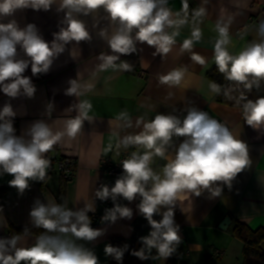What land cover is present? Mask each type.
Returning <instances> with one entry per match:
<instances>
[{
  "label": "clouds",
  "instance_id": "1",
  "mask_svg": "<svg viewBox=\"0 0 264 264\" xmlns=\"http://www.w3.org/2000/svg\"><path fill=\"white\" fill-rule=\"evenodd\" d=\"M53 6L57 13H63V17L51 42L43 38L35 24L21 27L15 19L0 22V92L5 96H34L36 87L32 78L24 75L29 67L32 76L46 74L54 60L66 50L75 60L73 48L79 47L82 41H92L85 18L93 19L92 27L99 28L97 35L110 50V54L100 52L97 55L101 62L99 70L112 68L128 72L134 65L122 60L121 56L136 53L137 43H146L155 48L153 56L163 58L175 44L179 29L188 23V0H182L181 12L176 13L168 7V0H0V20L11 17L18 9L49 11ZM100 11L107 21L105 27H100L96 19ZM205 14L204 7L194 9L193 20L198 21ZM170 28L175 30L170 33L167 31ZM215 31L218 38L213 59L218 71L226 80L243 85L249 91L253 86L259 88L264 81V20L257 26L259 42L250 43L236 55L228 50L231 42L228 23L217 20ZM201 36L198 24L193 26L191 39L183 41L182 50L190 51L191 60L204 65L205 58L192 51L194 41H199ZM184 75L185 69H173L159 75L158 79L160 84L172 87L180 85ZM77 78L68 82L66 95H82ZM209 88L213 93H221V85L215 81ZM230 91L225 89L223 94L233 99ZM240 100L246 101L242 104L244 122L264 132V96L253 101L241 93L237 103ZM91 107L89 102L83 101L66 109L77 115L66 119L62 129H54L47 119H40L17 135L10 119L16 113L10 103H5L0 109V176L11 175L9 186L20 194L29 188L30 182L43 181L50 166L45 154L65 136L75 138L84 121L91 122L88 115ZM52 111L53 105L49 103L45 115L50 116ZM184 111L183 118L172 113H158L150 121L139 117L133 122L126 110L116 117L122 122V128L140 129L123 136L117 147L136 146L138 150L121 161L123 172L114 185H100L94 197L113 202V207L105 209L101 217V223L107 225L133 217V209L118 203L120 198L130 203L140 198L136 209L151 228L148 235L139 238L142 247L131 253L140 260L155 258L153 249L158 257L168 259L182 242L180 225L174 219L179 194L189 192L198 197L207 191L210 197H219L223 186L231 189L233 180L251 163L248 145L237 139L227 126L195 106ZM180 137L184 139L177 146L176 138ZM169 150H172L171 158L159 171L154 170L151 167L153 158L165 157ZM95 210L94 200L84 202V206L76 210L54 200L46 203L35 200L29 213L31 222L33 227L44 231L35 236L31 246H26L30 234L27 228L11 237H0V264H99L95 252L85 246L106 234V228L91 226L88 213ZM154 216L161 219L156 220ZM127 250L128 245L107 244L104 248L105 255L117 264H122Z\"/></svg>",
  "mask_w": 264,
  "mask_h": 264
},
{
  "label": "crops",
  "instance_id": "2",
  "mask_svg": "<svg viewBox=\"0 0 264 264\" xmlns=\"http://www.w3.org/2000/svg\"><path fill=\"white\" fill-rule=\"evenodd\" d=\"M188 3V23L179 29L175 44L163 58L160 55L153 56L154 47L137 43L136 53L121 56L122 60L134 65L132 71L112 68L99 70L101 62L97 55L100 52L110 54V50L97 35L99 28L92 27L93 19L88 17L85 19L92 33V41H82L79 47L73 48L75 60L66 50L54 60L46 74L32 76L30 67L26 70L24 75L31 77L36 87L32 98H9L0 92V109L5 103L12 105L16 115L10 119L18 120L19 135L40 119H47L54 129H62L66 119L77 115V112H66V109L83 101L92 106L88 112L91 122L84 121L75 138L65 136L45 154L50 166L43 181L30 182L29 188L20 194L16 188L9 186L8 181L13 178L11 175L0 176V237L16 234L12 229L33 227L29 213L34 201L39 199L46 203L54 200L59 203L62 190L65 191V203L69 208L76 210L82 208L84 202L92 203L94 200L96 210L89 212V217L100 211L98 199L94 197L95 190L106 181L99 167L100 160L108 157L117 161L127 150L137 148L117 147L123 136L140 131L120 126L122 122L116 117L121 111L126 110L133 122L139 117L150 121L158 113H172L183 118L186 115L184 110L195 106L227 126L237 139L248 145L251 163L233 180L231 189L223 186L219 197H210L207 191L198 197L189 192L179 194L174 219L180 225L182 242L168 259L158 257L153 249L152 256L155 258L140 261L143 264H258L256 259L244 257V244L234 236L233 228L238 221L253 230L264 228V132L244 122L242 108L218 103L219 94L210 90L212 81L207 74L216 67L213 55L218 38L215 31L217 20L228 23L231 41L228 50L236 55L250 43L261 39L257 35V26L264 20V0H188ZM168 7L173 13L181 12L182 0H168ZM200 7L206 9V14L194 21L192 12ZM103 16L104 13L100 11L96 17L100 27L107 25ZM62 17L63 13H57L55 6L49 11L27 8L16 10L11 17L0 22L7 23L15 19L21 27L28 23L35 24L43 38L51 42ZM197 24L202 36L199 41H194L192 51L205 58L204 65L191 60L190 51L182 50L183 41L191 39L192 28ZM174 30L167 29L170 33ZM173 69H185L180 85L169 87L160 84L159 75ZM76 78L81 85L82 95H66L68 82ZM169 93L172 95L169 96ZM49 103L53 105V111L50 116H46ZM183 139L176 138L177 146ZM171 156L172 150L165 157L155 156L151 167L159 171ZM62 159L69 160L76 170L74 179L64 180L59 169ZM139 199L137 197L130 203L120 198L118 203L133 209L132 219H118L111 225L100 223L97 228H106V234L85 244L95 252L99 264H109L104 248L112 238L125 239L131 252L142 247L139 238L148 235L151 228L136 209ZM228 218L231 223L225 226ZM154 219L160 220L161 217L154 216ZM35 236L29 234L26 246L34 243ZM261 247L264 251V242ZM216 249H221L223 254L215 256Z\"/></svg>",
  "mask_w": 264,
  "mask_h": 264
},
{
  "label": "trees",
  "instance_id": "3",
  "mask_svg": "<svg viewBox=\"0 0 264 264\" xmlns=\"http://www.w3.org/2000/svg\"><path fill=\"white\" fill-rule=\"evenodd\" d=\"M208 78L211 81H215L216 83L221 85V93L218 95L217 101L220 104L230 106V107H237L242 108V104L246 102L245 100H240V103H237V100H239L241 93L244 94V96L247 99L250 100H256L258 97L264 96V81H261L260 87L257 88L255 86L252 87V89L249 91L244 88L243 85H237L236 82L228 81L224 78V75L218 71V69L215 67L212 70H210L207 74ZM230 89V95L233 97V99H228L224 96V90ZM13 122V126L16 129V134L19 135V124L18 120L11 119ZM66 180V179H64ZM59 203L65 204V191H61L60 195V201ZM30 230V233L38 235L43 229L30 227L27 228ZM25 229H12L14 233H21ZM233 234L234 236L243 242L244 249H243V255L246 259H256L257 261L264 264V251L262 250V243L264 242V228H259L257 230L251 229L247 224L243 222H236L234 228H233ZM108 244H111L115 247H123L124 245H127V242L125 239L121 237H115L108 241ZM132 252L130 249H128L123 256L122 264H143L139 258L131 254ZM108 262L109 264H117V261L114 260L112 257L108 256Z\"/></svg>",
  "mask_w": 264,
  "mask_h": 264
},
{
  "label": "built area",
  "instance_id": "4",
  "mask_svg": "<svg viewBox=\"0 0 264 264\" xmlns=\"http://www.w3.org/2000/svg\"><path fill=\"white\" fill-rule=\"evenodd\" d=\"M137 150H138L137 148H132L127 150L123 154V156L117 161H114L113 159L108 157H103L100 160V164H99L100 170L106 177V181L104 184L108 185L109 187L114 185L118 176H120L123 172V169L120 165L121 161L127 159L131 154V152ZM59 169L62 172V176L67 180H72L76 176V170L72 167V164L70 163L69 160L62 159L59 163ZM98 205L100 211L90 217L92 221L91 226L93 228H97V226L101 223V217L104 215L105 209L111 208L112 201L110 199L107 201L98 200ZM222 254L223 251L221 249H216L214 251V255L217 257L221 256Z\"/></svg>",
  "mask_w": 264,
  "mask_h": 264
},
{
  "label": "water",
  "instance_id": "5",
  "mask_svg": "<svg viewBox=\"0 0 264 264\" xmlns=\"http://www.w3.org/2000/svg\"><path fill=\"white\" fill-rule=\"evenodd\" d=\"M230 223H231V220L228 218L227 220H226V222H225V226H228V225H230ZM227 224V225H226ZM228 228V227H227Z\"/></svg>",
  "mask_w": 264,
  "mask_h": 264
},
{
  "label": "rangeland",
  "instance_id": "6",
  "mask_svg": "<svg viewBox=\"0 0 264 264\" xmlns=\"http://www.w3.org/2000/svg\"><path fill=\"white\" fill-rule=\"evenodd\" d=\"M258 264H262L261 262H258Z\"/></svg>",
  "mask_w": 264,
  "mask_h": 264
}]
</instances>
